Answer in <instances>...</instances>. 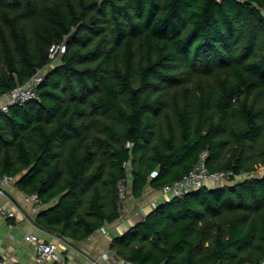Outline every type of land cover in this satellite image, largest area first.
<instances>
[{
    "label": "trees",
    "instance_id": "obj_1",
    "mask_svg": "<svg viewBox=\"0 0 264 264\" xmlns=\"http://www.w3.org/2000/svg\"><path fill=\"white\" fill-rule=\"evenodd\" d=\"M264 0H0V177L37 193L34 222L70 241L205 154L228 183L159 203L111 248L134 264L264 262ZM65 43L50 60L51 45ZM243 174L252 176L237 179ZM240 181V183H239Z\"/></svg>",
    "mask_w": 264,
    "mask_h": 264
},
{
    "label": "crops",
    "instance_id": "obj_2",
    "mask_svg": "<svg viewBox=\"0 0 264 264\" xmlns=\"http://www.w3.org/2000/svg\"><path fill=\"white\" fill-rule=\"evenodd\" d=\"M6 102L0 96V104ZM239 177V176H238ZM249 177V176H244ZM242 178V177H241ZM238 179V178H237ZM240 180V179H238ZM9 194L16 200H21L23 192L13 183L8 187ZM161 194L147 186L140 198L131 195L124 203V208L119 218L112 223H106L99 230L94 231L89 237L80 241H70L39 227L34 222L18 216L16 218H0V256L6 258L11 264H28L32 260L34 244L25 240V234H36L47 241L59 244V253L66 264H87L84 256L95 257L100 264H124L122 259L111 248V240L121 235L135 222L144 217L159 203ZM42 206L40 207V210ZM45 264H51L49 262Z\"/></svg>",
    "mask_w": 264,
    "mask_h": 264
},
{
    "label": "built area",
    "instance_id": "obj_3",
    "mask_svg": "<svg viewBox=\"0 0 264 264\" xmlns=\"http://www.w3.org/2000/svg\"><path fill=\"white\" fill-rule=\"evenodd\" d=\"M65 51V43L53 44L49 50L50 60H55ZM41 80L40 72H37L25 84L15 86L10 92L3 95L6 102L0 104L1 110H6L9 105L14 103H26L28 101L37 100V94L34 86ZM205 154L201 155L200 160L194 167L183 175L180 179L172 183L165 184L159 191L162 200H167L174 197H181L185 193L201 188L214 187L228 183L233 177L232 170H221L210 172L204 162ZM131 176H125L118 181V205L122 212L124 208V199L128 192V186ZM15 181L13 176L3 175L0 177V218H16L21 216L31 221V216H34L40 211L42 202L37 193H23L21 200L13 198L9 192L10 187ZM25 240L34 244L32 260L28 264H66L64 258L59 253V244L57 242L47 241L40 238L38 235L29 233L25 234ZM87 264H100L95 257L84 256ZM124 264H134L123 260ZM0 264H11L6 258L0 256ZM264 264V262H263Z\"/></svg>",
    "mask_w": 264,
    "mask_h": 264
},
{
    "label": "rangeland",
    "instance_id": "obj_4",
    "mask_svg": "<svg viewBox=\"0 0 264 264\" xmlns=\"http://www.w3.org/2000/svg\"><path fill=\"white\" fill-rule=\"evenodd\" d=\"M264 173V164H262V165H260L259 167H258V170L256 171V173L255 174H257V176L258 175H260V174H263ZM244 176H252V174H243V175H240L239 177H237L238 179H241V177H244ZM129 196H130V194H129V192H127V195H126V197H125V199H124V203L127 201V199L129 198Z\"/></svg>",
    "mask_w": 264,
    "mask_h": 264
},
{
    "label": "water",
    "instance_id": "obj_5",
    "mask_svg": "<svg viewBox=\"0 0 264 264\" xmlns=\"http://www.w3.org/2000/svg\"><path fill=\"white\" fill-rule=\"evenodd\" d=\"M260 13H261L262 17L264 18V9H261ZM239 183H240V181H239Z\"/></svg>",
    "mask_w": 264,
    "mask_h": 264
}]
</instances>
